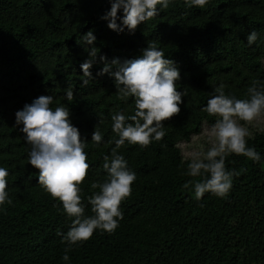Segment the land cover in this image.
<instances>
[{
	"label": "trees",
	"instance_id": "16d2710c",
	"mask_svg": "<svg viewBox=\"0 0 264 264\" xmlns=\"http://www.w3.org/2000/svg\"><path fill=\"white\" fill-rule=\"evenodd\" d=\"M109 6V0H0V166L9 170L12 198L0 212V264H264V130L246 137L260 161L225 158L226 169L239 173L226 198L206 192L197 200L182 187L199 177L185 175L188 159L179 147L214 123L202 109L216 87L245 99L253 81L264 82V0H209L203 7L172 0L158 17L119 34L100 19ZM90 29L98 53L93 78L81 87L87 48L79 36ZM252 30L258 39L249 46ZM148 42H157L179 69L180 111L162 121L160 141L143 149L126 142L117 149L136 180L121 202L123 218L115 231L94 230L87 241L67 246L57 233L68 230L71 218L37 183L14 113L41 95L53 96V108L69 107L87 143L89 169L80 195L84 214L92 215L87 197L98 191L93 182L106 179L103 156L117 138L111 115L127 116L134 108L132 98H117L110 76L97 75L99 58L132 59ZM69 86L71 101L64 97ZM96 125L103 136L98 146L90 141ZM245 199L252 205L246 216L240 212ZM66 248L68 261L61 259Z\"/></svg>",
	"mask_w": 264,
	"mask_h": 264
},
{
	"label": "clouds",
	"instance_id": "9594fccd",
	"mask_svg": "<svg viewBox=\"0 0 264 264\" xmlns=\"http://www.w3.org/2000/svg\"><path fill=\"white\" fill-rule=\"evenodd\" d=\"M209 0H185L187 7L205 6ZM172 0H109V8L100 17L106 27L117 34L133 33L138 25L156 18ZM258 39L256 30L246 35L247 45ZM83 47L87 48V59L80 65L81 87L87 86L93 74L90 71L96 62L98 49L94 46L96 36L90 29L79 36ZM102 67L97 75L107 74L113 79L117 98L121 101L133 99L131 114L116 111L111 115V130L116 134L115 147L103 156V169L107 176L102 182H93L98 189L87 197L92 215H85V205L81 202L80 185L84 181L89 164L85 147L77 127L70 120V110L66 104L51 106L52 95H41L26 103L14 113L15 124L23 133V140L29 145L27 164L36 169L37 183L54 200L58 201L64 214L71 218V225L61 236L67 246L87 241L94 230L111 234L123 218L121 202L132 193V183L136 173L128 167V161L117 149L135 144L143 149L153 141L165 136L162 121L180 111L183 92L177 90L180 78L178 67L166 58L157 42H148L140 55L132 59L112 58L110 61L100 56ZM221 84L213 90L203 107L214 123L205 131L211 137L210 145L189 153L185 175L199 179L185 181L184 189L193 191L199 200L211 193L226 198L233 176L238 172L226 169L225 158L230 154L244 156L253 162L261 160V153L249 147L246 137L251 136L247 123L264 116V82L253 81L247 89V98L240 99L224 92ZM66 100H73V88L64 89ZM245 122V123H241ZM102 133L97 127L91 133L90 141L101 144ZM9 170L0 166V212L12 203L7 191ZM62 260L68 261L67 248Z\"/></svg>",
	"mask_w": 264,
	"mask_h": 264
},
{
	"label": "rangeland",
	"instance_id": "374dc122",
	"mask_svg": "<svg viewBox=\"0 0 264 264\" xmlns=\"http://www.w3.org/2000/svg\"><path fill=\"white\" fill-rule=\"evenodd\" d=\"M245 123V122H241ZM249 127L251 135L255 131L264 130V116H261L256 121L246 124ZM211 125L204 124L202 126L201 132L198 135L192 136L188 142H181L179 143V147L181 149V153L184 159H189V153L199 150H206V148L210 145L211 137L205 131L206 129L210 128ZM252 205L248 204L247 199L242 202V206L240 212L242 215L246 216L248 209L251 208Z\"/></svg>",
	"mask_w": 264,
	"mask_h": 264
}]
</instances>
